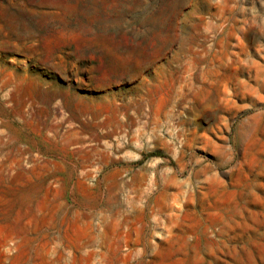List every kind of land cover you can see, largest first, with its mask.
<instances>
[{"label": "rangeland", "instance_id": "rangeland-1", "mask_svg": "<svg viewBox=\"0 0 264 264\" xmlns=\"http://www.w3.org/2000/svg\"><path fill=\"white\" fill-rule=\"evenodd\" d=\"M261 68L264 0H0V264H264Z\"/></svg>", "mask_w": 264, "mask_h": 264}, {"label": "bare ground", "instance_id": "bare-ground-1", "mask_svg": "<svg viewBox=\"0 0 264 264\" xmlns=\"http://www.w3.org/2000/svg\"><path fill=\"white\" fill-rule=\"evenodd\" d=\"M238 40V39H237ZM253 65H254V67H257L258 68V63L257 62H253ZM261 65V64H260ZM257 71V73L258 72H260L261 74L262 73H264V68H261V69H258V70H256ZM255 76V75H254ZM257 80H259L258 78H257ZM262 80H263V83H264V77H262ZM256 93V92H255ZM258 94V93H257ZM247 120V119H246ZM250 120V119H249Z\"/></svg>", "mask_w": 264, "mask_h": 264}]
</instances>
